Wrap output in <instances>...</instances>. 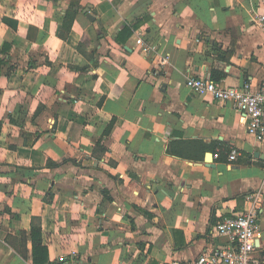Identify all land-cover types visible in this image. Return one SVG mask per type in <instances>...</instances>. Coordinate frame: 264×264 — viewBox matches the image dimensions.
Wrapping results in <instances>:
<instances>
[{"label": "crops", "instance_id": "obj_1", "mask_svg": "<svg viewBox=\"0 0 264 264\" xmlns=\"http://www.w3.org/2000/svg\"><path fill=\"white\" fill-rule=\"evenodd\" d=\"M261 13L264 0H0V264H34L39 225L47 264L226 245L216 225L264 195V140L186 82L258 89ZM259 222L264 260V196Z\"/></svg>", "mask_w": 264, "mask_h": 264}, {"label": "built area", "instance_id": "obj_2", "mask_svg": "<svg viewBox=\"0 0 264 264\" xmlns=\"http://www.w3.org/2000/svg\"><path fill=\"white\" fill-rule=\"evenodd\" d=\"M255 22L264 38V14H257ZM137 43L143 54L152 53L154 47L151 43L142 37ZM186 84L203 98L232 102L235 109L248 118L250 134L258 140H264V81L258 89L250 84L243 89L224 87L213 79L201 76L188 78ZM240 155L237 148H232L228 152V161L234 162ZM249 195V207L216 225L215 233L226 239V245L210 249L190 261H173L169 264H264V260L256 256L262 236L259 212L264 195L261 189Z\"/></svg>", "mask_w": 264, "mask_h": 264}, {"label": "trees", "instance_id": "obj_3", "mask_svg": "<svg viewBox=\"0 0 264 264\" xmlns=\"http://www.w3.org/2000/svg\"><path fill=\"white\" fill-rule=\"evenodd\" d=\"M126 32V37H130L132 34V31L129 29L124 30ZM3 50V49H2ZM0 50V55L2 52ZM5 63V59L1 58L0 56V76L5 75L2 66ZM0 131H1V123H0ZM39 228H34L33 229V240H34V264H47L48 261V249L42 245L41 241V232H40V225L38 226ZM63 262V260H61ZM50 264V263H49Z\"/></svg>", "mask_w": 264, "mask_h": 264}, {"label": "water", "instance_id": "obj_4", "mask_svg": "<svg viewBox=\"0 0 264 264\" xmlns=\"http://www.w3.org/2000/svg\"><path fill=\"white\" fill-rule=\"evenodd\" d=\"M244 81V80H243ZM244 85V84H243Z\"/></svg>", "mask_w": 264, "mask_h": 264}]
</instances>
